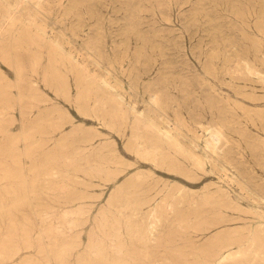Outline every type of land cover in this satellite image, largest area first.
Listing matches in <instances>:
<instances>
[{"label":"rangeland","instance_id":"obj_1","mask_svg":"<svg viewBox=\"0 0 264 264\" xmlns=\"http://www.w3.org/2000/svg\"><path fill=\"white\" fill-rule=\"evenodd\" d=\"M7 1L0 264H264V0Z\"/></svg>","mask_w":264,"mask_h":264},{"label":"bare ground","instance_id":"obj_2","mask_svg":"<svg viewBox=\"0 0 264 264\" xmlns=\"http://www.w3.org/2000/svg\"><path fill=\"white\" fill-rule=\"evenodd\" d=\"M10 1V0H9ZM9 1H7V2H9ZM22 1V0H21ZM35 1V0H34ZM37 1V0H36ZM40 1V0H39ZM3 2V1H2ZM6 2V1H5ZM18 2V1H17ZM28 2V1H27ZM31 2H33V0L31 1ZM5 4V3H4ZM10 4H12V3H10ZM20 4V3H19ZM26 4H28V3H26ZM33 4V3H32ZM44 4V3H43ZM13 5V4H12ZM34 5V4H33ZM42 5V4H41ZM27 6V5H26ZM43 6V5H42ZM3 7H4V5H3ZM47 7V6H46ZM2 8V7H1ZM8 8V7H7ZM10 8V7H9ZM38 10H39V8H38ZM1 11H2V17H3V9H1ZM6 11V10H5ZM22 11V10H21ZM40 11V10H39ZM7 12H9V10L7 11ZM14 12V11H13ZM5 14H6V12H4ZM1 14V13H0ZM7 14H9V13H7ZM43 14V13H42ZM5 17H7V16H5ZM9 17V16H8ZM5 19V18H4ZM11 19V18H10ZM8 21V20H7ZM24 22H26V21H24ZM28 22V21H27ZM35 22V21H34ZM38 22V21H37ZM8 24V23H7ZM19 24V23H18ZM38 24V23H37ZM2 25V24H1ZM43 27V26H42ZM16 28V27H15ZM37 28V27H36ZM42 29V28H41ZM45 29V28H44ZM43 29V30H44ZM0 30H1V28H0ZM2 31H3V29H2ZM5 32V31H4ZM3 32V33H4ZM2 33V34H3ZM6 33V32H5ZM1 34V35H2ZM56 40V39H55ZM53 41V40H52ZM99 49V48H98ZM67 52H68V50H67ZM90 52V51H89ZM98 52H101L100 50H98ZM102 53V52H101ZM67 54V53H66ZM89 54H92V53H89ZM84 55V54H83ZM67 57V56H66ZM96 58V57H95ZM81 60V59H80ZM82 62V61H81ZM80 63V62H79ZM69 64V63H68ZM96 64V63H95ZM97 66H99V65H97ZM88 69V68H87ZM250 70V69H249ZM88 74V73H87ZM101 78H103V77H101ZM86 82V81H85ZM100 83V82H99ZM86 83H84V85H85ZM103 84V83H102ZM214 88V87H213ZM217 94V93H216ZM114 96V95H113ZM162 103H163V101H162ZM152 104V103H151ZM154 106V105H153ZM161 106H162V104H161ZM155 107V106H154ZM156 108V107H155ZM158 110V109H157ZM160 110V109H159ZM152 111V110H151ZM162 114H163V112H161ZM166 115V114H165ZM116 116V115H115ZM177 116V115H176ZM175 116V117H176ZM167 118V117H166ZM233 119V118H232ZM234 120V119H233ZM110 121V120H109ZM108 121V122H109ZM146 121V120H145ZM168 121H170V120H168ZM135 123V122H134ZM142 123V122H141ZM170 123V122H169ZM143 124V123H142ZM165 124V123H164ZM136 125H138L139 126V124H136ZM145 126L144 127H146V124H144ZM149 125V123L147 124V126ZM169 125V124H168ZM143 126V125H142ZM151 126H153V125H151ZM150 126V127H151ZM133 127V126H132ZM135 127V126H134ZM143 127V128H144ZM149 127V126H148ZM148 127L147 128H144V129H146L147 131H148ZM136 128H138V127H136ZM141 128V127H140ZM153 128V127H152ZM154 128H157L155 125H154ZM131 130H132V128H131ZM134 130V129H133ZM132 130V131H133ZM136 130V129H135ZM139 130V129H138ZM146 131V132H147ZM149 132V131H148ZM169 132V131H168ZM175 132V131H174ZM173 132V133H174ZM135 133H136V131H135ZM138 133V132H137ZM152 133H154V132H152ZM165 133V132H164ZM161 134V133H160ZM138 136H139V134H137ZM177 135V134H176ZM175 135V136H176ZM148 136V135H147ZM164 137V136H163ZM165 137H167V136H165ZM164 137V138H165ZM193 137V136H192ZM136 138H139V137H136ZM168 138V137H167ZM222 138H223V134L221 133V132H219V131H212V133H211V136H210V140L209 141H207V143H208V145L212 148V149H217L218 148V144L222 141ZM172 139V138H171ZM174 139V138H173ZM225 139V138H224ZM131 140V139H130ZM147 140V139H146ZM150 140V139H149ZM136 141V140H135ZM163 141V140H162ZM165 141V140H164ZM168 141V140H167ZM172 141V140H171ZM177 141V140H176ZM227 141V140H226ZM169 142H170V140H169ZM152 143V142H151ZM150 143V144H151ZM179 143V142H178ZM139 145H141V144H138L137 145V147L139 146ZM156 147H157V145H155ZM158 146H160V144L158 145ZM207 146V145H206ZM150 148V147H149ZM160 148V147H159ZM158 147H157V149H159ZM153 149H154V147H153ZM160 149H162V147L160 148ZM207 150V149H206ZM144 152V151H143ZM147 152V151H146ZM161 152H163V151H161ZM140 153V152H139ZM210 153V152H209ZM164 154H166V152L164 153ZM191 154H193V153H191ZM198 154V153H197ZM147 155V154H146ZM145 155V156H146ZM213 156H214V150H213V154H212ZM148 156V155H147ZM168 156V155H167ZM206 156V155H205ZM149 157V156H148ZM148 157H147V159H148ZM195 158L197 157V156H194ZM202 157V156H201ZM168 158H170L169 156H168ZM167 158V159H168ZM192 158V157H191ZM198 158V157H197ZM165 159V158H164ZM176 159V158H175ZM217 159V158H216ZM163 160V159H162ZM172 160V159H171ZM201 161V160H200ZM174 163V162H173ZM167 164V163H166ZM197 165H199L201 168H203V165H204V163H203V165H202V163L201 162H197ZM197 165H195V168H196V166ZM192 166V165H191ZM193 166H194V164H193ZM200 168V169H201ZM216 168V167H215ZM194 170V169H193ZM172 171V170H171ZM179 172V171H178ZM206 173V172H205ZM218 191H219V189H218ZM220 191H221V189H220ZM224 191V190H223ZM249 194V193H248ZM254 194V193H253ZM229 196V195H228ZM258 196V195H257ZM248 197H250V196H248ZM253 197V196H252ZM227 199H228V197H227ZM264 199V198H263ZM127 200H128V198H127ZM256 200V199H255ZM141 201V200H140ZM146 201V200H145ZM224 201H227V200H224ZM230 201H233V200H230ZM125 202V201H124ZM123 202V203H124ZM144 202V201H143ZM151 202V201H150ZM227 202H229V200L227 201ZM229 203H231V202H229ZM143 204V203H142ZM141 204V205H142ZM227 204V203H226ZM232 204H233V202H232ZM232 204H230V206L228 207V208H231V205ZM237 203H235V205H236ZM137 205H140V202L137 204V202H133V201H126L124 204H123V206L125 207V206H137ZM227 205H229V204H227ZM226 205V206H227ZM235 205L233 204V206L235 207ZM232 206V208H234ZM122 207V206H121ZM124 207H122V208H124ZM120 208V207H119ZM126 208V207H125ZM130 208V207H129ZM140 208V207H139ZM141 208H142V206H141ZM121 209V208H120ZM131 209V208H130ZM237 210H238V207L236 208ZM235 208H234V210H236ZM136 210H138V211H140L139 209H135V211ZM140 215V214H139ZM131 217H129V219H130ZM113 219H114V217H113ZM129 219H128V221H129ZM132 219V218H131ZM81 221V220H80ZM127 221V222H128ZM115 222V221H114ZM131 222H133L132 220H131ZM117 223H119V222H117ZM116 223V224H117ZM138 223V222H137ZM119 224H121V223H119ZM76 225V224H75ZM118 225V224H117ZM128 225V224H127ZM126 225V226H127ZM129 225H131L130 223H129ZM135 225H137L136 223H135ZM135 225L133 226V227H135ZM125 226V225H124ZM262 226V225H261ZM129 227V226H128ZM132 227V228H133ZM117 228H119V227H117ZM132 228H131V231H132ZM135 228H137V227H135ZM127 229H129V228H127ZM113 230V229H112ZM41 234V233H40ZM54 234V233H53ZM111 235L112 236H116V237H118V235H117V233H111ZM55 238V237H54ZM123 242V241H122ZM127 250V249H126ZM245 250V249H244ZM238 251V250H237ZM122 253H123V250H119V254H121L122 255ZM237 253H235V254H233V252H230V250L228 251V254L227 255H225V256H223V257H221V258H216V257H214V256H212V260H211V264H224V261L226 260V259H228V258H231L232 257V255L234 256V255H236ZM106 255V254H105ZM239 255V254H238ZM132 256V255H131ZM120 259H121V257H119ZM115 264H121V263H119V262H117V263H115ZM170 264V263H169Z\"/></svg>","mask_w":264,"mask_h":264}]
</instances>
